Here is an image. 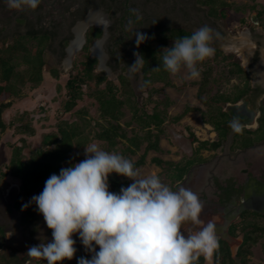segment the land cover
I'll return each instance as SVG.
<instances>
[{
    "label": "flooded vegetation",
    "instance_id": "flooded-vegetation-1",
    "mask_svg": "<svg viewBox=\"0 0 264 264\" xmlns=\"http://www.w3.org/2000/svg\"><path fill=\"white\" fill-rule=\"evenodd\" d=\"M130 9H136L141 18L136 20ZM93 13H99L105 24L96 21L86 24L85 20ZM129 18L136 21L135 31L148 36L139 48L135 45L133 33L124 30ZM204 25L219 34L213 46L216 53L217 50L221 52V55L215 53L212 59L200 64L198 67L201 78L193 80L196 81L198 99L207 106L205 119L212 129L211 139L199 140L191 132L190 144L182 145L184 137L166 124V116L169 112L166 105L169 99L158 93L161 87L170 86L163 83H159L161 86L157 87L156 84L145 85L143 69L138 74L130 75L128 66L135 62V52L143 56L152 38H158L157 49L163 54L162 50L171 47L176 40L168 38L169 36L181 35L182 31L192 34ZM78 29H81L82 42L72 54L73 57H70L69 63H65ZM21 36L47 38L44 44V67L48 65L50 70L56 68L59 74L61 68L69 69L67 79L74 68L82 67L80 58L88 44V39L92 38L88 45V53L97 60L96 71L104 72L120 91H124L119 79L120 75L126 76L133 93L132 98L140 107L137 112H145L143 113L145 121L142 124L138 119H134L136 109L128 104L124 106L128 107L131 113V124L127 126L129 128L127 132L120 122L126 138L117 137V142L126 143L124 150L131 156L133 163L143 160L140 165L146 161L153 164L157 168L154 174L173 190L185 187L199 195L204 205L200 217L202 224L198 226L186 224L184 226L186 235L212 222L216 225L219 240H224L235 256L242 243V228L246 225H260L259 219H264V2L261 0H41L36 10L26 9L18 12L7 6V0H0V46L2 43L10 44L16 37ZM241 36L247 37V41L252 43L249 46L252 49L251 53L246 47L241 53L226 49V45L236 44ZM98 42H102L101 52L105 55L104 62L100 53H95ZM48 53L55 54L53 61L47 60ZM246 54L247 60H245ZM100 65L115 70L113 71L115 76L110 77L106 69L99 71ZM207 73L208 84L204 91H201V84ZM58 78L59 76L55 79ZM169 78L172 80L170 74ZM156 93L160 97L154 98L151 107H148L146 101H140V99L144 100L141 95H147L149 101L148 99L153 98ZM206 100L216 101V104L212 103L210 107L204 102ZM219 101L225 113L221 119L217 118L215 110ZM188 109L185 107L175 117H180ZM155 112L159 113L158 123L150 121L149 118V115ZM234 118L244 126L242 134L234 133L229 127L230 121ZM216 121L221 123L218 128L215 125ZM166 132L176 139L177 147L172 151L173 153L168 152L171 151L170 147L164 146ZM221 132L224 138L220 145L214 148V143L219 142ZM83 134H86L85 130ZM193 137L196 138L195 141ZM203 141H207L205 147L202 146ZM135 143H139V147H136ZM12 145L22 147L23 161H27L33 152L53 148V145L43 143L41 147L27 152L26 142L20 141L10 144L7 147L9 151L6 150L7 154L4 152L5 158L0 160L1 208L3 209L2 215L0 211V264H47L44 259L27 256L31 246L52 240L51 230L47 228L35 203L31 202L33 196L43 191L45 181L35 187L30 185L25 187L20 177L10 173L8 164L14 147ZM127 147L130 149L127 150ZM75 148L82 151L84 145L73 147L55 174L59 175L62 168L74 167L76 163L86 158L71 157ZM182 148L184 154H181ZM166 154L168 156H165ZM183 167L186 171L179 178ZM117 178L123 182L127 179L118 174ZM128 184L126 182L125 187H128ZM112 187L109 181V191L119 193L120 190L113 191ZM25 205L27 207H24ZM224 233L227 234L226 239L222 236ZM73 239L76 241L77 249L75 256L72 260L62 261L61 264H78L81 257L91 259L92 253L86 251L79 235L74 234ZM95 247L96 251H99V247ZM214 259L215 255L213 264ZM199 264H207V262L201 257Z\"/></svg>",
    "mask_w": 264,
    "mask_h": 264
},
{
    "label": "clouds",
    "instance_id": "clouds-1",
    "mask_svg": "<svg viewBox=\"0 0 264 264\" xmlns=\"http://www.w3.org/2000/svg\"><path fill=\"white\" fill-rule=\"evenodd\" d=\"M40 3L7 0V6L18 12L36 10ZM130 12L136 20L141 18L136 9ZM135 23L129 18L124 30L133 33L139 48L148 36L135 31ZM218 36L204 25L176 39L162 50L163 70L173 77L186 71L188 79L199 80L198 66L215 56L213 45ZM134 56L135 62L128 66L130 75L144 68V57L138 52ZM151 70L159 72L161 66ZM229 127L240 134L244 128L236 118ZM85 157L74 167L62 168L59 175H50L43 191L31 198L51 230L52 240L31 246L28 257L44 259L47 264L72 260L77 251L73 235L78 234L86 251L92 253L91 259L81 257L78 264H199L201 257L213 264L220 248L216 225L208 222L190 235L184 231L186 224H202L204 205L197 193L185 187L173 190L156 174L140 177L130 159L95 143L85 147ZM112 173L133 183L119 193L109 191Z\"/></svg>",
    "mask_w": 264,
    "mask_h": 264
},
{
    "label": "trees",
    "instance_id": "trees-1",
    "mask_svg": "<svg viewBox=\"0 0 264 264\" xmlns=\"http://www.w3.org/2000/svg\"><path fill=\"white\" fill-rule=\"evenodd\" d=\"M189 35L191 34H186L182 31L181 35L169 36L168 38L179 39ZM91 39H88V44L84 48L82 58H80L82 67L74 68L64 84L66 99L63 103V111L73 112L85 96L95 100L99 114L106 122V124L99 123V129L95 137L97 140L104 142L109 149H114L118 143L117 137L126 138V134L122 132V125L120 124V118L123 114L122 108L126 104L135 108L134 119H138L142 124L145 121L143 117L145 112H137L140 107L132 98L133 93L129 88L126 76L120 75L119 79L124 89V91H120L114 81L110 80L104 72L96 71L97 60L88 53V45ZM46 40L47 38L44 37L21 36L16 37L10 44L6 45L2 43L0 46V141L1 135L13 126V121L7 118V111L23 97L25 88L28 86L36 88L43 82V68L45 64L44 44ZM151 40L148 50L143 54L145 59L143 68L145 81H148L150 85L163 83L166 86H171L172 82L169 74L162 67V54L157 49L159 40L158 38H152ZM216 55H221V52L217 50ZM158 66H161L159 72L151 70ZM50 73L55 78L59 76V70L56 68L51 69ZM208 80L209 74L207 73L201 84V91H204ZM204 102L210 107H212V103L216 104V101L211 102L206 100ZM217 103L219 104L215 106V110L217 118L221 119L225 113L221 109V101ZM77 112L82 113V117L87 115V112L82 109L77 110ZM149 118L150 121L158 123L159 113L155 112L149 115ZM22 119L23 116H20L19 120L23 121ZM220 124L219 121L215 123L217 128ZM16 128L18 130L17 133L21 134L34 132V130L29 128L28 124L23 122ZM83 131L84 127L77 122L60 121L57 124L56 133L45 136L43 140L45 145H53V148L33 152L27 161L22 160V147L12 145L14 147L8 164L10 173L15 177H20L25 187L27 185L35 187L46 181L50 175L55 174L60 169L62 162L66 160L68 153L72 151L73 147H79L86 143L88 138L87 134H83ZM223 138L224 134L221 132L219 142L214 143V148L220 145ZM193 140L195 141L196 138L193 137ZM20 141L25 143L24 138H20ZM206 143L207 141H203L202 146L205 147ZM135 146L139 147V143H135ZM129 149L127 147V150ZM142 163L143 160H140L134 163V166L136 167ZM185 171L186 168L183 167L179 178L184 175ZM110 176L109 181L112 183L113 191H119L122 187H125L126 182L120 181L117 178V174H110ZM242 233V243L237 249L235 256L230 251L226 242L222 239L219 240L220 248L215 254L214 264H248L251 246L260 237H264V226L257 224L246 225L242 228Z\"/></svg>",
    "mask_w": 264,
    "mask_h": 264
},
{
    "label": "rangeland",
    "instance_id": "rangeland-1",
    "mask_svg": "<svg viewBox=\"0 0 264 264\" xmlns=\"http://www.w3.org/2000/svg\"><path fill=\"white\" fill-rule=\"evenodd\" d=\"M46 58L49 61H53L55 59V54L48 53ZM67 58L68 57H66V59ZM245 59H247V56H245ZM102 62H104V60H102ZM105 69L110 77L115 76V72H113L115 70L109 67L104 68L100 65V68H98L99 71ZM68 70L69 69L61 68L59 78L55 79L50 74V67L46 65L43 68L44 79L42 84L36 88H31L29 86L25 88L22 99L27 102V104H25V107H22L25 108L24 111L20 112L19 109L15 111L13 108L7 111V118L13 121V126L1 135L0 160L2 158L4 159L6 156L5 153L9 151L7 147L12 143L20 142V138L25 139L27 146L25 151L27 152L41 147L45 136L56 133L57 124L62 120L81 124L88 138L86 143L83 144L84 150L80 151L78 148H75L70 155L71 157L83 158L85 156V147L95 143L105 151L119 153L132 160L131 156L124 150L126 145L124 141H119L114 149H109L104 142L97 140L94 136L99 129V123L106 124L99 114L95 100L85 96L84 99L78 103L73 112L67 113L63 111V103L66 99L64 84L68 76ZM171 79L172 85L166 88L161 87L158 92L162 94L163 97L166 96L165 98L169 99V103L166 105L169 110L166 116V124L184 137L182 145L190 144L189 134L191 132H193L199 140L211 139L210 133L212 129H210V125L205 119V110L207 106L203 105L196 95V81L188 79L186 71L182 72L180 76H171ZM155 86L161 85L156 84ZM158 93L154 94L153 98H149V101H147V95L143 94L141 96H143L144 100L140 99V101H146L148 107H151L154 98L160 97ZM42 102H46V104L41 106ZM185 107L189 109L183 112L180 117H175L180 114ZM80 109L86 111L87 115L82 117L83 114L77 112V110ZM20 116H23V121L19 120ZM130 118L131 113L128 107H124L120 122L123 123L127 132L129 130L127 126L131 124ZM22 122L28 124L29 128L34 130V132H26L25 134L17 133L18 130L16 127ZM170 135L169 132H166L164 137L165 140L163 141L164 146L170 147L171 149V151L168 152L173 153L172 151L175 150L177 144L175 145L176 139L170 137ZM184 152V148H182L181 154H184ZM176 154H179V152H176ZM165 156H168V154ZM136 169H138L140 177H146L157 172V168L148 161L143 165L136 166ZM114 174L115 173H112L111 175ZM126 182L129 183L128 186L133 183L129 178L126 179ZM256 221H258L257 218ZM258 222L261 226H264V219L260 218ZM248 264H264V237H260L259 240L251 246V255L249 256Z\"/></svg>",
    "mask_w": 264,
    "mask_h": 264
},
{
    "label": "bare ground",
    "instance_id": "bare-ground-1",
    "mask_svg": "<svg viewBox=\"0 0 264 264\" xmlns=\"http://www.w3.org/2000/svg\"><path fill=\"white\" fill-rule=\"evenodd\" d=\"M85 21H86V24L87 23H90L92 21H94V22L96 21L98 23L105 24V22L102 21V17L100 16L99 13H93V14H91L90 16L87 17V19ZM76 34H77V37H76L75 40H73L72 46L69 49V57L66 59L65 63H69L70 57H73L72 54L74 53V51L79 47V45L82 42L81 29H78L76 31ZM247 40H248L247 37L241 36V37H239V40L237 41L236 44L226 45V49L233 50V51H239L241 53V52H244L245 47H246V50L248 49V51H250L249 53H251L252 49L249 48V46H251L252 43H250ZM101 44H102V42H98L96 44V46H95V53L96 52L100 53L101 59L102 60H105V55L101 52ZM246 56H247V54H246ZM245 60H247V59H245ZM261 77H263V74H261Z\"/></svg>",
    "mask_w": 264,
    "mask_h": 264
},
{
    "label": "crops",
    "instance_id": "crops-1",
    "mask_svg": "<svg viewBox=\"0 0 264 264\" xmlns=\"http://www.w3.org/2000/svg\"><path fill=\"white\" fill-rule=\"evenodd\" d=\"M262 2H264V0H261ZM25 104H27V102L23 101V99L21 98L20 100H18L13 106V110H18L20 112H23L25 108H22V107H25ZM11 109V108H10Z\"/></svg>",
    "mask_w": 264,
    "mask_h": 264
},
{
    "label": "water",
    "instance_id": "water-1",
    "mask_svg": "<svg viewBox=\"0 0 264 264\" xmlns=\"http://www.w3.org/2000/svg\"><path fill=\"white\" fill-rule=\"evenodd\" d=\"M1 204H2V196H1V191H0V209H1L0 211H1V215H2V211H3V209L1 208ZM222 236H223L225 239L227 238V234H225V233H224Z\"/></svg>",
    "mask_w": 264,
    "mask_h": 264
},
{
    "label": "built area",
    "instance_id": "built-area-1",
    "mask_svg": "<svg viewBox=\"0 0 264 264\" xmlns=\"http://www.w3.org/2000/svg\"><path fill=\"white\" fill-rule=\"evenodd\" d=\"M45 104H46V102H42V103H41V106H42V105H45Z\"/></svg>",
    "mask_w": 264,
    "mask_h": 264
}]
</instances>
